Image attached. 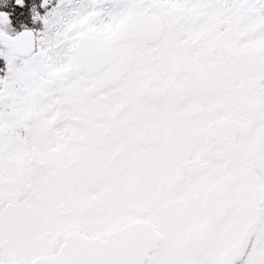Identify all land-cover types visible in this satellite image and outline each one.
<instances>
[{"label":"snow or ice","instance_id":"1","mask_svg":"<svg viewBox=\"0 0 264 264\" xmlns=\"http://www.w3.org/2000/svg\"><path fill=\"white\" fill-rule=\"evenodd\" d=\"M40 8L0 12V264H264V0Z\"/></svg>","mask_w":264,"mask_h":264},{"label":"flooded vegetation","instance_id":"2","mask_svg":"<svg viewBox=\"0 0 264 264\" xmlns=\"http://www.w3.org/2000/svg\"><path fill=\"white\" fill-rule=\"evenodd\" d=\"M0 12L9 14L10 19L12 20V25L16 31H20L22 29L19 28L22 23H26L25 26L28 27L26 29H34L39 27V25L33 24L32 16L27 14L26 9L16 6L15 0H0ZM5 72V62L0 59V76L4 75Z\"/></svg>","mask_w":264,"mask_h":264},{"label":"trees","instance_id":"3","mask_svg":"<svg viewBox=\"0 0 264 264\" xmlns=\"http://www.w3.org/2000/svg\"><path fill=\"white\" fill-rule=\"evenodd\" d=\"M26 1H28V2L32 3L34 0H26ZM25 25H26V23H22V25H21V26H19V28H21V27H24Z\"/></svg>","mask_w":264,"mask_h":264},{"label":"rangeland","instance_id":"4","mask_svg":"<svg viewBox=\"0 0 264 264\" xmlns=\"http://www.w3.org/2000/svg\"><path fill=\"white\" fill-rule=\"evenodd\" d=\"M41 13H43V10H42V12Z\"/></svg>","mask_w":264,"mask_h":264}]
</instances>
